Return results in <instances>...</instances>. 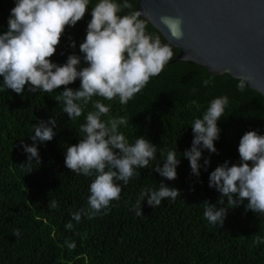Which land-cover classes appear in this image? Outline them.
Listing matches in <instances>:
<instances>
[{
	"label": "trees",
	"instance_id": "obj_1",
	"mask_svg": "<svg viewBox=\"0 0 264 264\" xmlns=\"http://www.w3.org/2000/svg\"><path fill=\"white\" fill-rule=\"evenodd\" d=\"M132 3L136 9V0ZM13 4L14 0H0V32L7 28ZM91 6H86L84 17L74 26H65L51 60L63 63L71 52L82 55L79 43L85 36ZM145 21L149 32L172 47L169 61L173 60L178 49ZM70 39L76 41L75 49L70 48ZM168 62L125 105L118 98L109 101L93 97L111 106L102 119H129L120 130L130 142L143 135L157 145V160L138 168V175L126 185L117 181L121 184L120 199L110 202L106 214L91 219L82 215L79 223L72 221L73 230L64 225L71 220L72 212L87 208L92 177L69 170L64 164V150L82 137L80 124L92 110L91 102L80 117L72 120L55 100L64 85L52 92L34 93L25 87L21 95L11 89L0 91V264H264V244H253L256 236H264V215L245 211L244 204H240L228 209L223 225L218 227L203 217L201 204L217 201L220 193L209 187V172L225 159L229 164L238 163L240 136L249 129L264 133V99L245 83L243 88L238 87L243 82L240 79L214 75L192 61ZM68 87H79V78ZM220 95H227L229 103L217 121L221 129L219 139L214 141L217 152L202 150L200 163L203 165L204 157L210 162L207 170L201 167L197 177L181 155L191 144L189 124L213 97ZM193 100L199 108L191 103ZM49 117L56 120V134L49 141H37L39 162L22 166L27 154L20 141L33 143L32 124ZM175 147L177 156L181 155L180 163L176 178L167 180L152 167L160 161L162 165L166 151ZM162 179L179 189V196L162 200L155 208L142 201V214L136 215L131 205L140 191L158 187ZM16 229L20 230L19 237L14 235ZM66 240L75 241L76 247L69 249Z\"/></svg>",
	"mask_w": 264,
	"mask_h": 264
},
{
	"label": "clouds",
	"instance_id": "obj_2",
	"mask_svg": "<svg viewBox=\"0 0 264 264\" xmlns=\"http://www.w3.org/2000/svg\"><path fill=\"white\" fill-rule=\"evenodd\" d=\"M88 5H92L88 9L90 19L79 43L82 55L71 52L63 63L51 60L65 26H74L82 19ZM162 20L170 23L174 34L179 35V19L163 17ZM69 46L75 49L76 41L70 39ZM172 56V47L147 30L146 21L141 18L140 10L133 8L132 0H95L94 4L93 0H14L7 28L0 32V91L11 89L21 95L25 87L34 93L37 90L52 92L64 85L55 100L72 120L82 115L85 106L92 104L85 122L80 124L82 137L64 150V164L69 170L92 177L87 208L72 212L71 220L64 225L66 229L73 230L72 221L79 223L82 215L91 219L106 214L110 202L120 199L121 184L117 181L126 185L130 178L138 175V168L157 160V145L143 135L135 136L130 142L120 130L129 119L124 116L102 119L111 106L93 97L109 101L118 98L121 105L127 104L151 77L162 71ZM77 78L79 87H68ZM238 87L243 88L244 82ZM191 103L199 108L195 100ZM228 103L227 95L213 97L202 114L189 124L193 133L191 144L181 155L197 177L201 167L207 170L210 162L204 157L203 165L200 163L202 150L217 152L214 141L219 139L221 131L217 121ZM55 126L56 120L51 117L32 124L30 139L33 143L20 141L22 151L27 154L22 166L31 167L33 161H40L37 141L51 140L56 134ZM237 151L238 163L229 164L225 159L208 175L209 187L220 195L215 203L205 200L201 204L203 217L214 226L221 227L228 209L240 204H244L245 211L264 215V133L255 129L245 131L239 138ZM177 152L176 147L168 149L162 165L161 161L153 164L159 176L167 180L176 178L181 156L178 157ZM179 194V189L162 179L158 187L142 189L131 210L139 216L142 201L155 208L162 200H175ZM51 207L55 208L56 203L52 202ZM14 235L19 237L20 230H14ZM65 243L69 249L76 247L75 241ZM253 244H264V236H256Z\"/></svg>",
	"mask_w": 264,
	"mask_h": 264
},
{
	"label": "water",
	"instance_id": "obj_3",
	"mask_svg": "<svg viewBox=\"0 0 264 264\" xmlns=\"http://www.w3.org/2000/svg\"><path fill=\"white\" fill-rule=\"evenodd\" d=\"M136 8L173 47L169 61H192L242 80L264 99V0H136ZM163 17L179 19V35Z\"/></svg>",
	"mask_w": 264,
	"mask_h": 264
}]
</instances>
